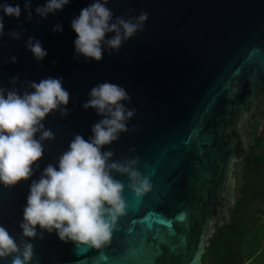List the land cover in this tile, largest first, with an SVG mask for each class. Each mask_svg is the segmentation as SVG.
Returning <instances> with one entry per match:
<instances>
[{
    "label": "water",
    "instance_id": "1",
    "mask_svg": "<svg viewBox=\"0 0 264 264\" xmlns=\"http://www.w3.org/2000/svg\"><path fill=\"white\" fill-rule=\"evenodd\" d=\"M92 0H71L63 11L40 23L29 22L22 0L19 20L5 16L0 48V85L9 80L61 78L70 92L69 115L51 114L44 121L55 139L45 142L39 170L14 187L0 184V224L19 243L23 208L33 180L68 149L76 134L86 140L101 119L82 104L90 89L108 81L132 97L128 108L137 115L104 151L114 159L139 157V170L151 177L152 191L137 198L126 190V214L111 242L101 250L77 249L57 233H43L34 244L32 264H202L214 223L231 221L235 204L234 163L248 148L252 121L264 120V0H110L114 16L149 14L145 30L102 62L75 55L71 22ZM44 0H34L35 8ZM62 32H53L55 25ZM26 29L20 41L7 32ZM29 36L39 39L48 56L37 62L25 47ZM18 63H10V57ZM55 61V63H53ZM135 152H130V149ZM233 172V177H232ZM126 185L125 176L114 174ZM40 229L37 228L38 234ZM0 264H10L0 261Z\"/></svg>",
    "mask_w": 264,
    "mask_h": 264
},
{
    "label": "clouds",
    "instance_id": "2",
    "mask_svg": "<svg viewBox=\"0 0 264 264\" xmlns=\"http://www.w3.org/2000/svg\"><path fill=\"white\" fill-rule=\"evenodd\" d=\"M23 11L29 22L40 23L50 15L63 11L71 0H44L35 8L34 0H22ZM110 0H92L71 22L77 35L74 41L77 60L83 56L88 60L102 62L105 48L108 54L119 52L122 46L145 30L149 14L141 10L138 15L114 16L107 7ZM19 20L22 9L19 3H0V48L5 36L4 18ZM57 24L53 32H62ZM26 29L7 32L9 39L20 41ZM25 47L37 62H42L48 52L35 36H29ZM10 63H18L11 56ZM55 63V61H53ZM20 81L17 75L9 80L12 87L0 85V184L14 187L28 181L39 170V161L45 154V142L55 139L44 121L59 112L61 118L69 115L70 92L63 86L61 78L48 77L36 81ZM128 91L112 82H102L92 87L89 99L82 104L85 110L94 109L101 117L93 124L92 136L85 139L76 134L69 147L58 157V167L49 163L40 178L33 180L27 205L23 208V219L19 224L22 237L17 239L0 224V261L10 264H32L35 253L30 241L43 238L46 231L56 232L59 239L72 242L77 249H103L108 245L121 217L126 214V190L137 198L152 191L151 177L139 170V157L114 159V152L104 151L120 139L121 134L137 131L129 128V122L137 115ZM135 152V149H130ZM114 174L125 176L127 185ZM37 228L41 231L38 234Z\"/></svg>",
    "mask_w": 264,
    "mask_h": 264
},
{
    "label": "trees",
    "instance_id": "3",
    "mask_svg": "<svg viewBox=\"0 0 264 264\" xmlns=\"http://www.w3.org/2000/svg\"><path fill=\"white\" fill-rule=\"evenodd\" d=\"M260 127L255 121L249 133L231 221L212 225L202 264H264V136L259 135Z\"/></svg>",
    "mask_w": 264,
    "mask_h": 264
},
{
    "label": "rangeland",
    "instance_id": "4",
    "mask_svg": "<svg viewBox=\"0 0 264 264\" xmlns=\"http://www.w3.org/2000/svg\"><path fill=\"white\" fill-rule=\"evenodd\" d=\"M248 142H249V139H248ZM241 168H242L241 161H237L234 163V173H236V176H235V198H237L238 188L241 184Z\"/></svg>",
    "mask_w": 264,
    "mask_h": 264
},
{
    "label": "flooded vegetation",
    "instance_id": "5",
    "mask_svg": "<svg viewBox=\"0 0 264 264\" xmlns=\"http://www.w3.org/2000/svg\"><path fill=\"white\" fill-rule=\"evenodd\" d=\"M255 121H259L260 124H261V127H260V130H259V135L260 136H264V120L262 119L261 120V117L260 116H257L253 121H252V125H251V128H249L248 130V133H250L253 129V123ZM245 158H247V154L242 158L240 159V161L242 162ZM248 162H250L249 158L247 159ZM232 177H233V172H232Z\"/></svg>",
    "mask_w": 264,
    "mask_h": 264
}]
</instances>
